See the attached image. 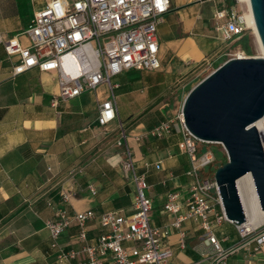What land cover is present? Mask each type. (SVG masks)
I'll return each mask as SVG.
<instances>
[{"label": "crops", "instance_id": "1", "mask_svg": "<svg viewBox=\"0 0 264 264\" xmlns=\"http://www.w3.org/2000/svg\"><path fill=\"white\" fill-rule=\"evenodd\" d=\"M232 1L170 0V9L158 26L161 67L125 70L112 77L118 84L117 97L126 110L125 120L120 122L135 125L130 131L129 144L139 171L146 172L148 193L153 200L151 217L159 226L169 225L174 219L164 210L170 191L180 192L182 212L186 211L191 163L179 147L181 135L178 143L165 149L153 141L156 137L150 131L154 126L172 120L164 118L165 105L156 112L161 113L157 122H148L150 118L141 115L145 110L140 107L161 98V87L166 86L168 76L177 67L181 65L183 72L207 59L220 39L215 32L219 23L215 12L222 9L229 12ZM46 2L0 0L3 41L16 38L22 45L30 46L31 39L25 30ZM19 58L17 54L9 55L0 42V264H59L58 248L52 246L45 223L55 216V209L49 203L66 208L71 215L93 209L96 218L89 222L88 239L96 243L107 232L100 224L102 213L116 210L128 217L134 212V184L118 173L123 155L117 146L111 145L106 154L95 157L89 152L99 145L101 132L115 131L118 125L110 126L111 122L103 127L97 121L98 106L109 95L106 83L63 100L59 97V77L55 71L33 68L15 74ZM54 99H58L56 106ZM72 100H77L79 105L73 106ZM141 119L144 122L139 123ZM94 137L99 139L93 141ZM149 142L152 144L149 149L140 148ZM199 148L204 150L207 146L199 144ZM162 149L167 154L161 153ZM137 154L141 157L136 158ZM146 162L149 167H145ZM158 163L160 168L156 166ZM90 186H95V194ZM63 194L69 200L62 203ZM182 230L186 234L185 247L179 244L176 229L163 241L173 249L171 264H215L218 254L204 243L206 232L199 222L187 219ZM77 233L74 224L61 235L59 245L80 248ZM214 233L223 247L231 250L227 264L230 260L231 264H264V243L257 241L260 231L243 237L235 223L225 220L214 228Z\"/></svg>", "mask_w": 264, "mask_h": 264}, {"label": "built area", "instance_id": "2", "mask_svg": "<svg viewBox=\"0 0 264 264\" xmlns=\"http://www.w3.org/2000/svg\"><path fill=\"white\" fill-rule=\"evenodd\" d=\"M169 9L170 0H47L25 30L31 39L30 46L22 45L16 38L3 41L1 35L0 42L9 55L20 57L14 67L15 74L33 68L55 71L59 77V97L63 100L96 90L103 83L108 84L109 95L100 102L97 116L98 124L105 127L119 118L118 84L112 82V77L125 70L161 67L158 26ZM214 17L219 21L217 30L222 31L225 40L241 35L248 27L244 16L229 15L225 9L216 11ZM53 105H58V99L53 100ZM182 109L183 105L176 115V129L182 137L179 147L191 163L186 211L182 212L180 192L172 190L167 194L164 210L174 216L173 221L166 226L152 221L153 200L148 193L147 175L139 171L128 137L123 133L119 140V145L125 148L122 169L124 177L134 184V212L128 217L116 210L102 213L100 224L107 232L101 234L96 243H90L88 225L96 218L95 211L88 209L71 215L66 208L50 202L55 216L45 223L52 237V246L58 248L59 264H69L73 260L78 264H171L173 249L163 241L176 229L179 244L185 247L186 234L182 224L187 219L199 222L205 230L204 243L212 246L218 254L215 264H227L231 250L223 247L214 228L229 220L214 173L210 176L202 174L209 166L217 168V157L211 149L199 148L200 143L206 142L188 129ZM174 129L173 120H165L154 126L150 134L164 138ZM144 165L150 166L147 162ZM156 166L160 168L161 163ZM90 190L96 193L95 186H90ZM68 200L69 196L63 194L62 203ZM74 224L78 228L81 247L60 246L59 238ZM246 224H236L240 235L246 237L251 232L260 231L257 241L263 244L264 222L251 229ZM126 225L128 229H125Z\"/></svg>", "mask_w": 264, "mask_h": 264}, {"label": "water", "instance_id": "3", "mask_svg": "<svg viewBox=\"0 0 264 264\" xmlns=\"http://www.w3.org/2000/svg\"><path fill=\"white\" fill-rule=\"evenodd\" d=\"M264 49V0H250ZM188 129L206 143L222 144L227 162L214 173L229 221L247 223L238 181L251 174L264 210V144L255 122L264 117V55L233 57L191 88L183 103Z\"/></svg>", "mask_w": 264, "mask_h": 264}, {"label": "rangeland", "instance_id": "4", "mask_svg": "<svg viewBox=\"0 0 264 264\" xmlns=\"http://www.w3.org/2000/svg\"><path fill=\"white\" fill-rule=\"evenodd\" d=\"M227 5L225 7H227ZM247 10L248 6L246 2H242V0H239V2L231 8V13L233 15L244 16ZM215 32H217L220 37L219 43L217 47L213 50V52H211V54L207 57V59L201 63L193 65L191 68L183 72H181V65L179 66V68L177 67V69H175V71H173L171 75L168 76L166 86L161 87V98L156 102L148 103L149 105H141L140 107L141 110H145L141 115H145L144 117L150 118L147 120L148 122H157L161 120V113L159 115L156 112L159 111L160 106L165 105L166 108L164 110L166 111V117L164 118L169 117V119H172L173 123L175 124V129L171 135L166 136L163 139L154 138L153 140L156 145L163 147L164 149L169 147L170 145L174 146L175 143H178L177 139L180 137V134L176 129V115L182 107L184 100L189 93V86L194 87L198 82H200L203 78H205L212 71H214L218 67V65L220 66L228 59L233 58L237 55H242L243 57L263 56L262 49L257 41L256 35L252 28L247 27V29L241 35L236 36L232 40H225L223 38L222 31L215 30ZM106 86L108 87V84H106ZM146 92V90H143V93ZM70 103L75 107L79 105L77 100H72ZM118 103L120 119L117 118L114 122L110 124V126H115L118 124L117 129L115 131L112 130V132L110 129H107L99 134V138H101H98L99 140H101L99 145L94 146L89 150L93 157L106 154V152H108L109 147L111 145H115L121 150L123 159L125 158V148L123 145H119V140L122 138L123 133H125L129 141V137L130 135H132L130 134V131L134 129L135 125L126 126L120 123V121L123 122L125 120L126 110L119 98ZM142 121L144 122V119H141L139 123H141ZM145 126L148 127V124L145 123ZM110 132L114 133V135L111 136ZM259 132L261 134L262 140H264V128L261 131L259 130ZM97 137H94L93 141L98 140ZM200 144L206 145L208 149H211L216 154L217 161L215 165L216 167H218L219 162L225 157V155H227L223 145L219 143ZM150 145H152L151 142L141 144L140 148H145V150H147L149 149L148 147H151ZM164 149H162L161 153L167 154L164 152ZM173 155L174 154H172V156ZM140 157V155H136V158ZM122 161L118 167V173L121 175L123 174L124 176L122 169ZM215 171V166H209L204 169L202 174L210 176L212 173H215ZM124 179L129 182V180H127L125 177ZM229 264H231V260L229 261Z\"/></svg>", "mask_w": 264, "mask_h": 264}, {"label": "bare ground", "instance_id": "5", "mask_svg": "<svg viewBox=\"0 0 264 264\" xmlns=\"http://www.w3.org/2000/svg\"><path fill=\"white\" fill-rule=\"evenodd\" d=\"M242 2H246L248 6V10L244 14V17L246 18V21H247V25L249 28L253 29L256 35L257 41L262 49V53L264 55V49L260 42V38L257 33V29H256L255 21H254V17L251 11L250 0H242ZM255 126L257 127L258 130L261 131L264 128V117L256 121ZM263 144H264V140H263ZM238 186H239L240 194L243 200V204L245 206V210L248 215V223L246 224V227L251 229L252 227L264 222V210H262L259 205L251 174H247L241 179H239Z\"/></svg>", "mask_w": 264, "mask_h": 264}, {"label": "trees", "instance_id": "6", "mask_svg": "<svg viewBox=\"0 0 264 264\" xmlns=\"http://www.w3.org/2000/svg\"><path fill=\"white\" fill-rule=\"evenodd\" d=\"M237 4V2H235L234 0L229 4V8H232L233 6H235ZM228 14H232L231 13V9L230 11L228 12ZM219 66V65H218ZM192 86H189V91L191 90ZM159 139H163V138H159ZM228 158H227V155H225V157L219 162L218 166L224 164L225 162H227Z\"/></svg>", "mask_w": 264, "mask_h": 264}]
</instances>
